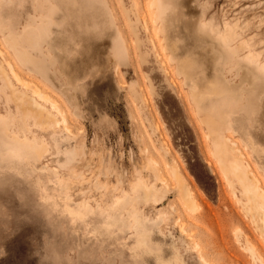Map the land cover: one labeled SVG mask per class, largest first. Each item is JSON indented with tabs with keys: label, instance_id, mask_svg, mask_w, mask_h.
<instances>
[{
	"label": "rangeland",
	"instance_id": "374dc122",
	"mask_svg": "<svg viewBox=\"0 0 264 264\" xmlns=\"http://www.w3.org/2000/svg\"><path fill=\"white\" fill-rule=\"evenodd\" d=\"M72 1L0 0V264H264L205 121L264 191V0Z\"/></svg>",
	"mask_w": 264,
	"mask_h": 264
},
{
	"label": "bare ground",
	"instance_id": "6f19581e",
	"mask_svg": "<svg viewBox=\"0 0 264 264\" xmlns=\"http://www.w3.org/2000/svg\"><path fill=\"white\" fill-rule=\"evenodd\" d=\"M44 1V0H43ZM72 1V0H71ZM7 2V1H6ZM41 2V1H39ZM69 2V1H68ZM4 4V3H3ZM2 4V5H3ZM42 5L45 4V3H41ZM71 6H74L75 7V11L74 13H78V14H74L75 17H77V24H78V27L81 28L82 27V24L81 22H83L84 20H88L87 16L85 15H88L90 16V14L87 12V9L90 10V6L89 5H86L85 9H86V12H85V9L84 6L81 5V2L79 0H73L72 1V4L69 3ZM47 5V4H46ZM50 6V5H49ZM2 7V6H1ZM52 8V6H51ZM56 9V8H55ZM51 10V9H50ZM58 12V11H57ZM84 14H83V13ZM69 15V14H68ZM68 15H65L64 14V19H67L68 18ZM32 16V15H31ZM95 16V13L91 15V17ZM7 21V20H6ZM137 21H139V19L137 18ZM2 22V21H1ZM33 22V21H32ZM7 23V22H6ZM9 23V21H8ZM2 24V23H1ZM11 23H9L10 25ZM27 25V24H26ZM25 31H23V34H24ZM28 32V31H27ZM38 32V30H34L32 28L29 29V33H28V36L26 37L29 41H30V44H36L39 46L38 44V37L36 34ZM27 35V34H26ZM23 36V35H22ZM22 40L23 38L20 37ZM25 38V34H24V39ZM41 38V37H40ZM19 40V39H18ZM25 41V40H24ZM35 41V42H34ZM63 44V43H61ZM58 45V44H57ZM11 46V44H10ZM34 47H36L34 45ZM61 47V46H60ZM17 48V47H16ZM39 48V47H38ZM25 49V48H24ZM63 49V48H61ZM20 50V49H19ZM24 51V50H23ZM68 50L65 51V53L67 54ZM16 54H18L19 58L21 61H24L23 58H22V54L20 53V51H17L16 50ZM28 55L27 53H25V56ZM30 61H32V63H34V58L35 56H31V55H28L27 56ZM42 60V59H41ZM40 60V61H41ZM36 66L39 65V63L36 62L35 64ZM12 66V65H11ZM2 67V66H1ZM0 67V68H1ZM13 69V68H12ZM15 72V70H14ZM17 77L18 74H17ZM21 79V78H20ZM22 80V79H21ZM16 90V89H15ZM14 90V92H15ZM11 91V90H10ZM17 91V90H16ZM12 93V92H11ZM247 93V92H246ZM248 94V93H247ZM250 94V93H249ZM248 94V95H249ZM19 95V93H18ZM37 95L46 100V96L42 93V92H37ZM242 95V94H241ZM48 97V96H47ZM13 98H15V96L13 95ZM20 102H23V104H25V102L27 103V100H25L24 98H20V96L18 97ZM18 98H15L16 100ZM208 97H205L204 101L202 102V100H200V102H198L201 106V103L202 105L206 106V100H207ZM18 100V101H19ZM17 101V102H18ZM16 102V103H17ZM28 105L29 104H34L32 109H36L38 107H42V103L41 102H38V101H35L33 97L30 98V100L28 101ZM208 102V101H207ZM19 103V102H18ZM212 103V102H211ZM20 104V103H19ZM216 105V103H214ZM209 105V103L207 104V106ZM249 105V104H248ZM25 106V105H24ZM196 106H198V104L196 103ZM27 106H25L24 109H27L26 108ZM199 107V106H198ZM221 107V106H220ZM21 108V107H20ZM216 108V107H215ZM23 109V108H22ZM200 109V107H199ZM44 110V109H43ZM30 113V112H29ZM224 113V112H223ZM224 115V114H223ZM222 117V115H221ZM222 120V119H221ZM224 120V119H223ZM205 121L207 122L208 126H209V129H210V134H216V138H217V151H218V155H219V158H220V165L222 166L226 176H227V179L229 180V182L231 183V186L236 189L238 187V185H240V192H241V197L240 199H238V201L240 203L243 204V208L244 210L246 211L247 215H251L252 216V220L255 222V224L260 227L262 229V236L264 237V191H262L261 187L259 186V178H257L255 176V174H253L251 171H249V169L247 168V166H245L243 163H242V160H240L239 158L237 157H232V152L234 151V147L229 144V140L226 139L223 135V131L221 130V128L219 127L218 124L214 123L213 120H211L209 118V116H206L205 118ZM229 137V136H228ZM234 142V141H233ZM246 158V157H245ZM232 159V160H231ZM231 160V161H230ZM178 181H179V191H180V194H181V197L182 199L184 200V203L187 205V207H189L192 211L195 209V208H199V205L197 204L196 202V199L193 195V192L191 190V188L189 187V185L181 179V177H178ZM184 225V224H182ZM181 225V226H182ZM183 228L186 230L185 228V225L183 226ZM188 229V228H187ZM184 230V231H185ZM187 231V230H186ZM188 232V231H187ZM146 236V235H145ZM144 236V237H145ZM148 237V236H147ZM150 237V236H149ZM148 237V238H149ZM147 241L148 239L145 238ZM140 240V239H139ZM138 240V243L140 242ZM150 241V240H149ZM146 244V243H145ZM149 245L151 243H148ZM147 245V244H146ZM158 249V248H157ZM151 250V249H150ZM177 256V255H176ZM202 256V255H201ZM162 258V257H161ZM205 260V259H204ZM208 263V262H207ZM183 264V263H182Z\"/></svg>",
	"mask_w": 264,
	"mask_h": 264
},
{
	"label": "water",
	"instance_id": "95a60500",
	"mask_svg": "<svg viewBox=\"0 0 264 264\" xmlns=\"http://www.w3.org/2000/svg\"><path fill=\"white\" fill-rule=\"evenodd\" d=\"M183 61H188V59H186V58H184V59H182ZM180 61L181 63L183 62V61ZM181 63L179 64L180 66H181ZM182 72H184L185 73V75H186V77H187V79L191 82V83H193V81H192V79H191V76H192V70L191 69H188L187 71L185 70V69H183V70H181ZM223 79V78H222ZM225 82H224V85L225 86H227V87H233L232 85H228V82L225 80V79H223ZM202 81V80H201ZM221 82V81H220ZM194 83H196L197 84V88L195 87V88H193V95H194V98H195V100H196V102L198 103V102H200V97L201 96H199V94L197 93V92H200V90L198 89L199 87H201L202 88V82L200 83V82H194ZM223 85V84H222ZM199 104V103H198ZM199 106H200V104H199Z\"/></svg>",
	"mask_w": 264,
	"mask_h": 264
}]
</instances>
